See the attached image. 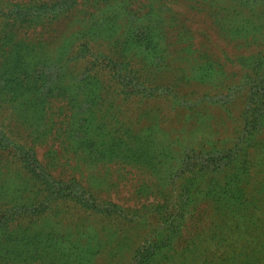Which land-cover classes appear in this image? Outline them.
<instances>
[{
	"label": "rangeland",
	"instance_id": "374dc122",
	"mask_svg": "<svg viewBox=\"0 0 264 264\" xmlns=\"http://www.w3.org/2000/svg\"><path fill=\"white\" fill-rule=\"evenodd\" d=\"M108 5L0 21L84 101L73 140L0 89V264H264V0Z\"/></svg>",
	"mask_w": 264,
	"mask_h": 264
},
{
	"label": "trees",
	"instance_id": "16d2710c",
	"mask_svg": "<svg viewBox=\"0 0 264 264\" xmlns=\"http://www.w3.org/2000/svg\"><path fill=\"white\" fill-rule=\"evenodd\" d=\"M82 1L79 4V0H0V21L4 25H17L25 30L35 31L38 28L66 20L78 6L86 9L88 16H95L101 4L105 5L107 11L111 9L108 0ZM12 39V36H9L6 38L5 45L0 44L1 92L8 90L7 93L16 97L17 104L14 109L18 107L27 109L25 114L29 116L28 123L25 121L26 124L48 132H51L55 125L52 119V105L58 100L65 102L69 115H66V119L59 124L60 128H66V133L70 132L69 137L73 139L78 129L77 126L80 127L78 123L84 101L80 98L79 92L72 90L73 85L65 81V74H60L58 71L53 72L56 64H60L61 57L50 55L46 48H42L44 45L41 42L34 44L24 38L19 43H11ZM8 43L11 44L7 45ZM19 44L25 48V52L14 50ZM85 50L87 48L81 52L86 53ZM43 178L46 179L44 175ZM75 186L70 190L76 189L78 195L81 190L79 186ZM70 193L74 196V193ZM77 195L75 196L81 199ZM105 206L107 207L101 208L105 214L111 213L110 209L115 207L112 204H105ZM29 247L28 243L16 244L12 246L11 252L20 254Z\"/></svg>",
	"mask_w": 264,
	"mask_h": 264
}]
</instances>
